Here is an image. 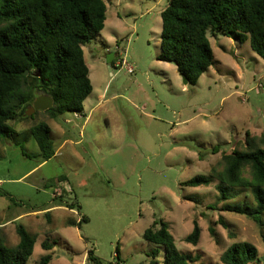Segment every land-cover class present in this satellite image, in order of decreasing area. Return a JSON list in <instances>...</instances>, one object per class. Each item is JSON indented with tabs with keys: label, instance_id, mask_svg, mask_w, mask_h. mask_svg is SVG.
Segmentation results:
<instances>
[{
	"label": "rangeland",
	"instance_id": "obj_1",
	"mask_svg": "<svg viewBox=\"0 0 264 264\" xmlns=\"http://www.w3.org/2000/svg\"><path fill=\"white\" fill-rule=\"evenodd\" d=\"M168 2L106 1L105 27L83 47L92 87L83 112L53 119L37 111L8 123L14 134L0 142V223L21 216L5 229L16 241L18 226L35 233L25 264L47 255L49 264H95L89 251L101 264H150L156 251L162 264L163 247L142 238L160 221L190 264H224L222 254L243 242L258 252L250 264H264V216L259 227L223 211L253 208L250 190L232 188L221 202L212 172L223 170L224 153L249 144L264 149V61L248 42L208 35L213 65L185 84L173 64L157 60ZM121 60L131 73L117 66ZM41 122L52 130L47 161L31 133ZM196 176L208 184L181 186ZM45 209L49 217L40 213L39 223L25 216ZM82 216L79 228L68 225ZM195 220L201 232L192 245L185 238ZM45 240L56 243L50 251L41 247Z\"/></svg>",
	"mask_w": 264,
	"mask_h": 264
},
{
	"label": "trees",
	"instance_id": "obj_2",
	"mask_svg": "<svg viewBox=\"0 0 264 264\" xmlns=\"http://www.w3.org/2000/svg\"><path fill=\"white\" fill-rule=\"evenodd\" d=\"M106 1L109 0H0V142L14 134L9 122L19 121L33 100L41 95L52 98L45 113L55 119L66 113L81 114L83 103L91 94L83 47L105 27ZM162 29L157 60L171 63L177 73L195 85L213 65L214 55L208 35L248 42L264 61V0H169L160 13ZM27 73V74H26ZM31 133L44 161L54 155L51 127L41 122ZM249 144V143H248ZM223 170L215 174L219 201L229 199L232 188L250 190L254 207L225 205L223 211L245 215L259 227L264 216V149L253 144L245 150H232L221 156ZM247 173L249 177L244 176ZM209 180L196 176L181 186L198 187ZM1 195V192H0ZM67 208L73 209V205ZM84 216L77 223L80 227ZM219 222L226 227L220 219ZM154 222L144 230V241L163 247L162 264H190V256L177 249L165 223ZM201 229L195 220L185 242L197 245ZM19 242L3 245L0 236V264H25L32 256L36 237L23 226L16 227ZM56 243L45 240L41 247L53 249ZM153 251L150 264H157ZM257 249L249 243H236L221 256L224 264H250L257 259ZM118 256V255H117ZM87 259L101 264L92 251ZM43 257L39 264H49Z\"/></svg>",
	"mask_w": 264,
	"mask_h": 264
},
{
	"label": "crops",
	"instance_id": "obj_3",
	"mask_svg": "<svg viewBox=\"0 0 264 264\" xmlns=\"http://www.w3.org/2000/svg\"><path fill=\"white\" fill-rule=\"evenodd\" d=\"M105 22H106V21H105ZM68 209H69V208H68ZM69 210H71V209H69ZM40 213H46L45 215H46L47 217H49V216H48V215H49V213H48V209H45V210L42 211V212H31V213H27L25 216H26V217L33 216V217H35L34 220H33V222H35V223H39L38 215H39ZM20 218H21V216L12 217L11 220L6 221V222H3V223H0V236H1L2 240L5 241V240L10 239V240H12V242H14L13 246H8V247H15V246L18 244L19 240L16 241V240L12 239V237H13L12 232H10V231H9V232H5V229H6V227H7V225H8L9 222H14L15 220L20 219ZM48 219H49V218H48ZM24 229H25V228H24ZM25 230H26V229H25ZM32 230H34V229H32ZM26 232H27V231H26ZM27 233H29V232H27ZM29 234H31V233H29ZM31 235H33V236L36 237L35 233H32ZM35 243H36V242H35Z\"/></svg>",
	"mask_w": 264,
	"mask_h": 264
},
{
	"label": "water",
	"instance_id": "obj_4",
	"mask_svg": "<svg viewBox=\"0 0 264 264\" xmlns=\"http://www.w3.org/2000/svg\"><path fill=\"white\" fill-rule=\"evenodd\" d=\"M184 82L186 84L187 79L184 78ZM52 105H53V100L51 97L47 95H41L33 100L31 106L26 110L25 114L26 116H29L37 111L45 112L49 110L52 107Z\"/></svg>",
	"mask_w": 264,
	"mask_h": 264
},
{
	"label": "built area",
	"instance_id": "obj_5",
	"mask_svg": "<svg viewBox=\"0 0 264 264\" xmlns=\"http://www.w3.org/2000/svg\"><path fill=\"white\" fill-rule=\"evenodd\" d=\"M124 65L126 66L125 69L128 70V72L131 73L132 72V68L130 66H128V64L125 61L121 60V62L119 64H117L118 67H122Z\"/></svg>",
	"mask_w": 264,
	"mask_h": 264
}]
</instances>
